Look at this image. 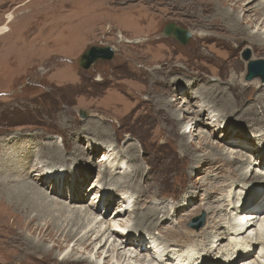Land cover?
<instances>
[{"label":"rangeland","instance_id":"374dc122","mask_svg":"<svg viewBox=\"0 0 264 264\" xmlns=\"http://www.w3.org/2000/svg\"><path fill=\"white\" fill-rule=\"evenodd\" d=\"M201 1L233 13L240 19L241 26L250 33H257L259 29L260 34L264 33V17L257 21L259 15H255V11L260 8L254 7L256 2L253 0L252 3L241 0L239 4L229 0L225 4L221 0H0V28H9V33L0 35V145L3 138L10 136L11 145L16 144L13 145L15 149L26 142L31 144L24 164L18 154L13 157L16 160L8 167L15 169V172L20 169L29 170L33 162H39L38 157L46 151L48 145H56L63 163L52 160L46 168L55 167L52 169L55 172L48 176L50 179L61 177L65 187L71 181L75 183V179H80L79 197H83V204L69 206H82V210L96 196L92 186L99 185L97 176L102 170L99 167L102 154L109 146L114 148L115 153L108 166L110 172H113L111 175L114 182H110V190L100 191L105 194L113 192V197L107 209H102L100 200L94 203L100 207L102 216L106 220L113 219L122 190L127 191L124 189L127 183L134 182L133 189L128 193L132 192L136 204L131 203L129 208H136V211L130 213L129 217L124 214L120 224L131 226L135 217L139 218L140 214L156 207H166L169 211L165 224L159 223L163 231L177 229V224H180L178 222L188 215L187 222L183 224L184 230L199 232L205 227L206 219L209 221L210 218L211 227L201 230L199 234L204 231L202 236L193 239V243L182 245V248L175 246L173 249L179 250L178 253L181 250L194 253L199 247H206L203 251L199 250L202 256L207 257L206 261L220 264L224 261L221 260L223 254L210 249L207 244L196 246V240L202 244L206 241L204 235H213L214 231L216 234L222 232L232 212L228 204L234 203L243 209L250 198L264 194V181L248 180L240 187L238 181L232 183L229 168L218 167L221 163L214 162L211 157L208 159L212 163L209 160L205 162L204 158L206 154L218 151L224 159L233 161L235 158L233 168L240 166L251 152L241 150L237 144H244L241 140L246 137L255 141L252 145L254 148L259 145L264 149V124L260 126L242 114L243 110L255 106L254 94L246 98L239 97L241 110L235 113H224L219 99L199 100L198 95L214 86L223 88V83L229 80L231 74H235L237 79L241 77L246 70L242 58L245 50H249L253 60L264 61V54L252 50L250 42L232 40L229 32L208 28L207 24L215 13H201L197 8V3ZM7 14L12 15L9 23H6ZM216 22L222 26L220 20ZM170 23L191 34L186 45L172 36L164 35V27ZM214 32L219 33V39L217 35L212 41L197 38ZM156 37L159 38L158 42ZM159 45L169 48V57L172 58V69H167L164 75L156 74L157 65L162 64L156 61V47ZM91 46L111 47L114 56L110 61H100L90 69L83 70L79 66L80 56ZM194 80L196 86L191 89L188 84ZM164 101L175 105L166 107ZM206 105L215 106L212 109L215 115L213 120L216 119L219 124L206 120L208 107H201ZM80 111H84V118L80 117ZM170 112L179 117L177 127L168 118ZM170 127L174 130L172 133L169 132ZM184 131L186 142L195 148L193 155L196 160L193 163L189 160L190 156L183 155L179 145L178 133ZM12 139L16 141L12 143ZM5 147L8 146L0 149V158ZM128 147L130 150H127ZM252 153L256 155L255 151ZM44 161L46 158H41L40 162ZM121 161L124 168L116 171L115 164ZM258 162L252 159L251 164L244 165L245 169L237 174L243 171L250 172L252 177L260 174ZM33 175L29 174V178L23 182L37 184V177ZM54 185L44 180L38 183V187L50 197L62 201L57 193H53ZM255 204L250 205L249 209L255 207ZM219 205L226 212L213 214L207 211ZM71 214L67 213L65 217ZM201 216L203 226L197 230L190 228L192 219ZM218 222L224 226L213 229V225ZM106 226L103 225L101 229ZM151 231L155 237H159L157 242H153L151 236L142 230L130 234L146 238L144 243L147 251L130 246L129 251H123L119 241L113 242L110 239L100 260L95 255V250L99 248L95 234L89 236L86 242L96 246L95 250L80 246L77 241L65 243L63 234L58 237L60 249L53 247L51 241L43 242L38 235L30 236L27 232L24 235L35 243L43 244L55 257L35 264H56L66 255L84 257L95 264H169L172 260L165 258L161 251L163 246H170L171 239L176 236L169 239L161 230ZM211 235L210 240L218 241ZM185 237L188 236L184 234ZM160 241L157 249L162 257L156 256L157 249H154ZM19 244L22 247L23 244ZM223 244L226 246L227 241L223 240ZM112 248H115V252L111 253ZM116 252L125 255L124 262H116ZM150 254L153 255L150 257ZM257 254H254V259ZM258 263L264 264V259L258 258Z\"/></svg>","mask_w":264,"mask_h":264},{"label":"bare ground","instance_id":"6f19581e","mask_svg":"<svg viewBox=\"0 0 264 264\" xmlns=\"http://www.w3.org/2000/svg\"><path fill=\"white\" fill-rule=\"evenodd\" d=\"M221 1L224 4L227 2V0H221ZM229 1L235 2L234 4L236 3L239 4L240 2H242L241 0H229ZM245 1H248L247 3H252V0H244V2ZM253 1L256 2V4H254V7L260 8L259 10L256 9L255 11V15H259L257 21H260V17L262 18L264 17V0H258V1L253 0ZM210 4L211 3H207L205 1H201L197 3L198 5L197 8L201 13L203 14L211 13V12L215 13V16L210 18L209 23L207 24L208 28H210L213 31L224 30L225 33L229 32V36L232 40L241 41V42L243 41L250 42V46L252 50L256 49L262 51L264 54V38H262V35H264V33L260 34L259 33L260 29L258 30L259 32L257 33H250L247 29L241 26L240 19L237 16H235L233 13L225 12L220 8H217L216 5H212V4L210 5ZM6 20H7L6 23L11 22L12 15L7 14ZM217 20H220L222 26H220L221 24L219 25L216 22ZM6 33H9V28L7 26H2L0 28V35H4ZM218 34L219 33L214 32L205 35H199L197 38L202 41H212V39L216 37V35L218 36ZM118 38L121 39L122 37L119 35ZM216 38L219 39V36ZM157 39L159 38L156 37V42H158ZM136 43H140V42L136 41ZM168 49L169 48H167L164 45H159L158 47H156V61L163 64V65L161 64L160 66L157 65L156 67V72H157L156 74L158 75H164L167 69L170 70L172 69L170 68L171 67L170 63L172 61V58L169 57L171 53ZM251 56L252 55L250 54V58H249L250 61H252L254 58L253 56L252 57ZM243 61L245 62L243 63L244 68L245 67L247 68L248 61L244 59ZM234 75L231 74L230 78L226 77L229 78V80L228 81L224 80L225 83H223L224 84L223 88H218L214 86L209 89H205V91H203L202 93L199 92L198 99L199 100L219 99L221 100L220 105L224 113H229V112L235 113L241 110L242 102H240L239 97L242 96L246 98L247 96H252L254 94L255 97L253 99L255 102V106L249 107L248 109L245 108L246 110L242 109L244 111V113L242 114L248 116L253 121L257 122L258 125L262 126L264 124V83L259 78H255L251 81H246L245 80L246 70L241 74V77H238V79L235 78ZM188 86H190V88L193 89L196 86V80L189 83ZM209 102H205V103H209ZM172 103L173 102L168 103L164 101L163 105L164 106L166 105V107H172L175 105V104L173 105ZM216 103L214 105H216ZM213 106L209 107L206 105L201 107L203 108L208 107L206 120H210L212 124L215 123V125H217L216 123H218V121L216 119L213 120L215 117L214 110H212ZM167 115L168 118L175 123V126L179 125V117L176 114L170 112V114L168 113ZM173 131L174 130L172 129V127H170L169 132L172 133ZM188 134L191 133L189 132ZM262 134L264 135V131ZM185 138H186L185 131L182 134L178 133L179 145L182 149V153L185 157L190 156L191 159L189 160L191 163H193L196 160V158L193 155L195 148L191 143L186 142ZM15 139H19V137H16ZM15 141L16 140L12 139V143H14ZM241 141H243L244 144H237V146H239L241 150H249L251 154L249 157L246 158L245 162L240 163V166L233 168L234 164H236L235 158H233V161L224 159V157H222V155L218 151H215L216 153L206 154L205 155L206 157L204 158L206 160L205 162H207L209 160L208 158L211 157L214 159V162L221 163V165L218 167L229 168L228 173L231 175V178L233 180L232 183L235 184L238 181L240 187L243 186L244 182L247 183L248 180L264 181V149H262V147L259 145H256V147L254 148L252 146L255 142L253 139H248L246 137H243ZM13 145L16 144L11 145V136L8 138H3L2 143L0 145V149H2V146H8L5 147L4 151L1 153V158H0V170L3 171L0 173V264H35L37 262L47 261L49 258L55 259V257H52L53 254H51V252L48 251V249H45L43 244H40L38 242L35 243L29 236H26V234L24 235V233L27 232L28 235L30 236L38 235L43 242L51 241L54 243L52 245L53 247H58L60 249L61 246L58 237L59 234H63L66 228L68 229L62 236L65 243L77 241L80 246L85 245V248L87 249L91 247V249L94 248L95 250L96 246L93 247L91 246L92 243H88V244L86 243L87 240L89 239V236L95 234V239L98 242L97 244H99V248L95 250V255L97 256L98 260H100L102 252L105 250V246L108 244V241L110 239H113V242L119 241V247L123 251L125 250L129 251L128 246L134 247L135 249L138 248L141 251L142 249L147 251V246L145 245L146 242L144 243L146 238H144L143 236L141 237H137L136 235L132 236L130 234L132 232L142 230L147 232L148 236H151L153 242L155 241L157 242L159 237L157 236L158 237L157 238L154 236L153 232L151 231L152 229L161 230V233H163L164 236L168 237L169 239L173 235L176 236L175 239H171L172 243L170 246L165 247L166 246L165 245L162 247L161 253L165 254L164 257L167 258L168 260L169 259L172 260L169 262V264H172V262L175 264H216L213 262H207L206 261L207 257L205 258L204 256H202V252H199V250L203 251L206 247H199L198 245L205 246L206 244L210 249L217 250L218 253L221 252L223 254L221 260L224 261L221 262L220 264H255V262L259 264L258 258L264 259V194L261 195L257 194L254 197L250 198V200L247 202V206H244L243 209L242 208L239 209L238 207H236V204L234 203L231 204L229 203L228 207L231 206L230 211L232 212L231 213L229 212L230 214L228 213L229 216H228V220H226L227 221L226 226H224L222 222H218L213 225V229H217L218 227L224 226L222 232L216 234L214 231L213 235L211 234H209V236H207V234L204 235V239L206 241H204L202 244L201 242H199L200 244L197 243L196 240V244H197L196 246L200 248L198 249L197 252L195 251L194 253H190V252L184 253L180 249L181 251L178 253L179 250L175 251L173 248H175V246L182 248V245L185 244L188 245L189 242L193 243V239L195 240L199 236H202L204 234V231H202L200 234L199 232L211 225V223L209 222L211 221L210 218L209 221H207L208 218L206 219L205 227L199 230V232H194L186 228L184 230L183 224L185 225V223L187 222L186 218L188 215L182 218L183 220L181 219V221L178 222L180 224H177L178 226L177 229L171 228L163 231L162 228H159V225L165 224L167 217L169 215V211L166 209V207H156L155 209H153L149 206V208H151L149 209L150 212L140 214L139 218L135 217V222L133 225L129 226L127 224H120L121 218L124 214H128L129 217L130 213H134V211H136V208H134L133 210H130L129 208L131 203L136 204V201L134 200V195H131L132 192L128 193V191L132 190L134 186L133 184L134 182L129 184L131 181L127 183L128 186L124 187V189H127V191L124 192L122 190L120 197L121 200L117 202L118 207H116L115 211L113 212V214H115L113 216V219H111V217L110 218L108 217V219L111 220H106L105 217H103L100 212V207L94 204L96 200L97 201L100 200L102 209L104 208L107 209V206L109 204L108 202L111 201L113 197L112 196L113 192L112 194L111 192L105 194L100 191L101 189L110 190V188H108L110 187V182L112 181L114 182L113 176L111 175L113 174V172L111 173L110 170L108 169V166L110 165L109 161H112L111 157L115 153L114 148L111 149V147L109 146L107 149H105L106 152L102 154L99 162L101 163L99 167L102 168V170H100L97 176L99 185L96 184L92 186L93 189L96 190L95 193L96 196L93 198L94 200L91 202V204L87 205L82 210V206L73 207V208L69 206L72 204H80V205L83 204L84 201L83 197L82 198L79 197L81 188L79 187L78 183L80 179L79 180L75 179V183L71 181L69 183V186L65 187L63 186L64 183L61 177L57 178L54 176L55 178L50 179V176H48L54 174L55 172L54 170H52L55 167L46 168V166L52 163V160H58L60 163H63L61 154L56 149V145H52V146L48 145L46 147V151H44L42 154L39 153L40 154V156L38 157L39 162L38 163L33 162L32 167L29 170L20 169L18 170V172H15V169L13 170L8 166L12 164V161L16 160L13 157H16L17 154L19 155L20 158H22L23 160L22 164H24V160L27 158V156L30 153L29 148L31 147V144L27 142L22 144L21 147L17 148L19 149V151L13 148ZM252 148L254 149L252 150ZM128 149L130 150V147H128L127 150ZM132 150H134V147H132ZM253 151H255L256 155L252 153ZM43 157L46 158V161L40 162L41 158ZM252 159H256L257 161H259L258 164L261 168L259 170L260 174H256L254 177H252V175L249 174L250 172L247 171H243L237 174L238 171L245 169L244 165L245 166L250 165ZM209 161H211L212 163V160ZM116 163H117L115 164L116 171H119L120 169L124 168L123 161ZM40 164L43 165L39 166ZM42 171L44 172L41 173ZM46 172H48V174ZM33 173L37 177V184H32L30 182L29 183L23 182L24 180H27L29 178L28 176L29 174H33ZM19 178L20 180H18ZM106 178H108L109 180ZM43 180L47 184L51 182L55 184L53 186L55 192H53L52 190L50 192L57 193L59 195L58 198L62 201H59L57 198L53 196L50 197V195L47 192L41 190L38 187V183H43ZM77 189H79L78 192L75 191ZM138 193L142 194V192L140 191ZM158 194L159 192L157 190L156 197H158ZM216 200L219 201L218 199ZM254 202H256L255 207L249 209L250 205L252 204L254 205ZM221 206L222 205H219L215 208H209L207 209V211L213 214L222 211L226 212L225 210H222L223 208ZM125 208H128V210H126ZM165 210L167 211L165 212ZM67 213L70 214L72 213V214L70 217L66 218L65 214ZM159 215H161V218L159 217ZM100 216H102L101 220H100ZM96 220H100V221H96ZM94 223L95 225L91 227L92 224ZM125 223H127V220L125 221ZM103 225H107V226L104 229H101ZM174 230L179 231V233L177 234ZM184 234H186L190 238L188 237L183 238ZM210 235L214 236L213 238L218 239L220 244L218 241L210 240L209 239ZM77 237L79 238L77 239ZM223 240L227 241L226 246L224 244L221 245ZM19 242L23 244L22 247H20ZM154 244L156 245V243ZM160 244L161 241L157 246H155L156 248L154 249L156 250L157 248H159L158 246ZM152 247H154V245ZM188 247H189L188 249H190V246ZM148 249L150 248L148 247ZM108 250L109 249H107V252ZM183 250L185 251V249ZM112 252H115V248H112L111 253ZM257 252L258 254L254 259V256L256 255ZM3 254H5V256H3ZM155 254L156 256H161L159 255L160 254L159 249H157V252H155ZM152 255L150 254V257ZM205 256L207 255L205 254ZM2 257L6 258V260L3 259ZM108 257L109 256H106V258ZM124 257L125 255L116 252V257H115L116 262H124ZM151 260L153 259L151 258ZM108 263L109 262H103V264H108ZM56 264H95V263H90L89 260L84 257L74 258L70 255L69 256L66 255L59 261V263Z\"/></svg>","mask_w":264,"mask_h":264},{"label":"water","instance_id":"95a60500","mask_svg":"<svg viewBox=\"0 0 264 264\" xmlns=\"http://www.w3.org/2000/svg\"><path fill=\"white\" fill-rule=\"evenodd\" d=\"M164 35L172 36L182 45H186L191 37V34L188 31L180 27H177L175 24L172 23L165 25ZM113 56H114V51L111 47L91 46L88 49H86L80 56L79 66L83 70H88L97 62L100 61L106 62L112 60ZM242 58L248 61L245 80L251 81L255 78H259L264 83V61L260 59L250 61L249 50H245L242 53ZM79 115L80 117L84 118L85 117L84 111H80ZM203 224H204V220H203V216H201L192 219L191 223L189 224V227L197 230L200 227H202Z\"/></svg>","mask_w":264,"mask_h":264}]
</instances>
